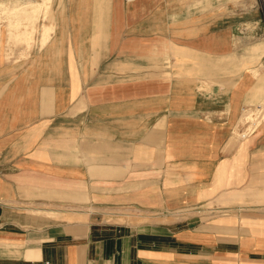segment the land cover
<instances>
[{"label":"crops","instance_id":"obj_1","mask_svg":"<svg viewBox=\"0 0 264 264\" xmlns=\"http://www.w3.org/2000/svg\"><path fill=\"white\" fill-rule=\"evenodd\" d=\"M263 106L264 0H0V264H264Z\"/></svg>","mask_w":264,"mask_h":264},{"label":"rangeland","instance_id":"obj_2","mask_svg":"<svg viewBox=\"0 0 264 264\" xmlns=\"http://www.w3.org/2000/svg\"><path fill=\"white\" fill-rule=\"evenodd\" d=\"M248 117L249 118H252V116H249L248 115ZM132 214H133V216H129V218H119L118 219V221H125V220H130V221H134V222H141V221H143V220H146L145 218H143V216H142V214L140 213V212H138V211H132L131 212ZM174 217L172 216V217H169V218H167L166 220H168V219H173Z\"/></svg>","mask_w":264,"mask_h":264},{"label":"bare ground","instance_id":"obj_3","mask_svg":"<svg viewBox=\"0 0 264 264\" xmlns=\"http://www.w3.org/2000/svg\"><path fill=\"white\" fill-rule=\"evenodd\" d=\"M40 7H41V5L39 6V8H40ZM263 107H264V106H263ZM252 110H253L252 108L248 109V111L244 113V116H246L247 118H249L248 115L251 116V114H252Z\"/></svg>","mask_w":264,"mask_h":264},{"label":"built area","instance_id":"obj_4","mask_svg":"<svg viewBox=\"0 0 264 264\" xmlns=\"http://www.w3.org/2000/svg\"><path fill=\"white\" fill-rule=\"evenodd\" d=\"M251 116H252V115H251ZM247 133H249V131L245 132V134H247ZM245 134H244V135H245Z\"/></svg>","mask_w":264,"mask_h":264}]
</instances>
